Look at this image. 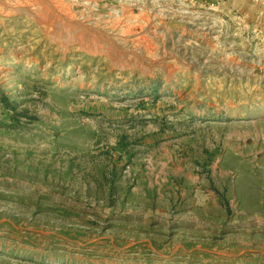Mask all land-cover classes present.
I'll return each mask as SVG.
<instances>
[{
	"label": "rangeland",
	"instance_id": "rangeland-1",
	"mask_svg": "<svg viewBox=\"0 0 264 264\" xmlns=\"http://www.w3.org/2000/svg\"><path fill=\"white\" fill-rule=\"evenodd\" d=\"M0 264H264V0H0Z\"/></svg>",
	"mask_w": 264,
	"mask_h": 264
},
{
	"label": "bare ground",
	"instance_id": "bare-ground-1",
	"mask_svg": "<svg viewBox=\"0 0 264 264\" xmlns=\"http://www.w3.org/2000/svg\"><path fill=\"white\" fill-rule=\"evenodd\" d=\"M25 11H26V10H25ZM30 12H31V11H30ZM180 13H181V12H180ZM35 14H36V13H35ZM39 14H40V13H39ZM39 14H38V15H39ZM184 14H185V13H184ZM40 15H41V14H40ZM186 15H187V14H186ZM174 16H175V15H174ZM62 26H63V25H62ZM72 28H73V27H72ZM69 30H70V29H69ZM51 31H53V30L51 29ZM70 32H71V31H70ZM73 32H74V31H73ZM60 33H61V32H60ZM75 33H76V32H75ZM64 34H65V33H64ZM69 34H70V33H69ZM66 35H67V33H66ZM59 37L61 38V36H59ZM66 37H67V36H66ZM69 37H70V36H69ZM60 38H59V39H60ZM71 38H72V37H71ZM73 39H74V38H73ZM73 39H71V40H73ZM63 42H64V41H63ZM63 42H62V43H63ZM83 42H84V41H83ZM91 47H92V46H91ZM90 50H91V49H90ZM92 50H93V48H92ZM234 64H235V63H234Z\"/></svg>",
	"mask_w": 264,
	"mask_h": 264
},
{
	"label": "water",
	"instance_id": "water-1",
	"mask_svg": "<svg viewBox=\"0 0 264 264\" xmlns=\"http://www.w3.org/2000/svg\"><path fill=\"white\" fill-rule=\"evenodd\" d=\"M100 12H102V13H103V12H105V11H104V9H100ZM169 25H171V24L169 23Z\"/></svg>",
	"mask_w": 264,
	"mask_h": 264
}]
</instances>
